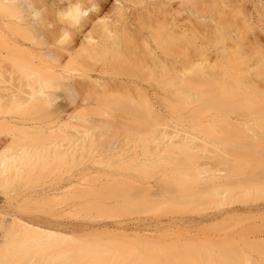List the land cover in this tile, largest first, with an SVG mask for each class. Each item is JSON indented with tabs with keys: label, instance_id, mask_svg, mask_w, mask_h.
I'll use <instances>...</instances> for the list:
<instances>
[{
	"label": "bare ground",
	"instance_id": "1",
	"mask_svg": "<svg viewBox=\"0 0 264 264\" xmlns=\"http://www.w3.org/2000/svg\"><path fill=\"white\" fill-rule=\"evenodd\" d=\"M35 2L36 7L47 10L45 21L53 25L51 28L21 24L18 17L23 0H0V129L8 134V137L5 135L8 139H4L9 141L0 145V153L11 160L0 167V183L7 181L8 172L10 177L20 176V166L32 159H35L31 163L33 166L37 159H53L51 161L56 163L50 166L44 163L39 173L53 170L54 166H61L64 159L75 158L78 146L79 155L88 148L89 153L82 154L88 153L86 157L89 155L93 160L88 158L91 162L90 166L87 165L89 171L85 172L94 171L95 174L80 171L48 189L24 192L16 185L17 188L3 193L2 204L0 202V264H244L246 257L235 250L232 241H228L231 245L227 246L225 239H220V243L227 244L223 247L232 246L225 252L224 248L223 252H216L219 240L216 247L213 243L217 239H212L213 243L210 241L213 247L209 245V248H216L215 251L207 250L205 246L209 240H203L205 237L198 238V241L188 239L190 244L188 241L179 245L176 242L165 246L156 242L154 245V241L150 244V235L158 232L161 226L159 222L152 223L153 228L151 222L147 223L146 218L144 222L141 216L108 214V218L99 223L96 220L93 224V221L91 224H70L64 220L54 221L56 219L49 216L41 218L27 214L24 207L27 202L51 203L60 216L72 209L88 211L92 206V210L94 206L96 209L102 205L103 211L109 206L127 211L135 209V205L141 208L156 201L187 203L208 194L217 197L220 194L218 203L224 201L220 213L212 211L209 215L208 212L206 217L198 218L197 223L191 219L185 222L182 217L169 219L168 229L174 225L178 227L174 230H186V235L191 236L188 232L192 226L196 227L194 235L200 227L214 225L218 219L237 214L240 208L229 206L236 201V192L225 191L232 189V184L230 186V182L225 181L227 169L231 166L225 162L205 160L202 168L209 174L196 175L193 186L191 180L178 177L160 183L133 181L130 175L117 173V176L115 172L113 175L109 172L110 175L107 172L110 170L106 171L105 167H123L139 161V157H146L145 153L131 145L127 147V144L132 140L147 139L150 133L160 145H179L181 142L191 149H199L202 145V154L206 156V148L210 156L207 155L212 158V152L218 147L212 146L211 152L204 141L198 140H202L198 135L186 133L184 128L169 130L161 127L157 130L153 127L157 125L155 116H179L178 108L183 98H196L200 111L213 101V108L219 105L227 111H250L258 115L251 118L253 122L258 119L259 124L264 123V0H142L143 7H131L126 13L119 9L113 12L115 0H97L99 11L90 14L79 31L73 30L72 42L66 47L51 46L64 27L57 22L55 13L67 7V3L61 0ZM139 2L141 0H128L129 5ZM102 17H109L110 22L98 20ZM105 29L112 34V39ZM43 40L48 46L43 45ZM91 40L96 43H90ZM49 55L55 60H49ZM30 73H39L45 79L61 75L70 78V87L79 93L76 103L72 104L63 91L56 93L59 99L52 108L43 100L31 101ZM229 82L235 83V90L227 89L226 92L232 91V97L228 95L224 103L227 93L223 90ZM220 86L223 90L215 92L214 88ZM221 97L223 101L218 100ZM254 97L262 99L255 100ZM110 131L117 133L112 136L113 141L106 139L113 135ZM86 132L90 135H85ZM120 136L127 148L120 144L121 139L117 140ZM66 138L71 141L69 146L61 142ZM255 138V135L251 136V139ZM12 144L21 145V151L10 150ZM99 144L102 145L100 152L96 148ZM159 159H162L161 163L164 160ZM165 160L164 163L170 162ZM195 166L193 169L200 167ZM101 169L104 174L99 173ZM224 181L228 187L217 191L215 186H221ZM212 185L214 187L210 188ZM126 186L134 191L128 188L127 191ZM104 198L108 199L107 202L112 200L108 206H105ZM261 206H257L256 212L249 209L247 213L263 214L264 207ZM145 236L149 238L144 239ZM244 241L247 245H256V248L252 247L257 250L258 244L264 245V235ZM181 244L182 248H179ZM198 244H205L204 249L201 245L203 250H199ZM192 245L199 247L191 249ZM177 247L179 249H175ZM259 251L262 254L264 248ZM21 252L14 262L9 261L12 254Z\"/></svg>",
	"mask_w": 264,
	"mask_h": 264
},
{
	"label": "rangeland",
	"instance_id": "2",
	"mask_svg": "<svg viewBox=\"0 0 264 264\" xmlns=\"http://www.w3.org/2000/svg\"><path fill=\"white\" fill-rule=\"evenodd\" d=\"M203 88H204V85H203ZM224 88L226 90L225 89L223 90L222 87L221 88L215 87L214 90H215V92L218 90H221V89L225 92L227 91V89H229V90L232 89V91H233V89L235 90V83H232V82L226 83ZM206 90H207V88H206ZM229 90H228V92H226L227 93L226 95H225V93L222 94V95H225L224 100L229 98V97H232L231 96L232 91H229ZM205 92L207 94V91H205ZM236 93H237V91H236ZM228 95H229V97H227ZM193 99H194V97L193 98L187 97V99L183 98L181 100V102H180L181 104H179L180 106L178 108V111L180 112L179 116L178 115L176 116L173 114L172 115L168 114L165 117H159L158 116L159 118L157 116H155L157 119V125L153 126V127H156L157 130H159L158 128H161V127H167L169 130H172L173 127L184 128L187 131L186 133H190L192 135H198L202 139V140H200V139H198V140L201 141V143L204 141L203 144H206L207 145L206 147L209 148L210 151L212 149V146L215 148H217V147L219 148V149L217 148V150L214 149L215 153L211 151L213 154H211L208 151L211 154L212 158L209 157L210 155L207 153L206 148H205V150L203 149L206 153V156L204 155V153L202 154V152H201L202 151V147H201L202 145H200L199 149H197V148L191 149L188 144H185V143L180 144L181 142L178 143L179 145H165V144L160 145V142H157V140H155L150 135L151 134L150 133L149 137L147 139L146 138L144 140L136 139V140H132L133 142L130 141L129 144L126 143L128 145L127 147H129V145H131V147H133V148L135 147L134 149H136L137 151L141 152L142 154L145 153V156L147 155L146 157H144V158L139 157V161L137 160V161H134L131 163L129 162V164H126L123 167H116L115 168L114 167L115 165H114L113 168L110 166H108L109 168H106L107 167L106 166L105 170L106 171L110 170L107 172H108V174L111 173L112 175L114 174L113 172H115V174L117 176H119V174H117V173L123 174V176L130 175V176H132L131 179H133V181L137 180V181H143V182L149 181V182L160 183V182H163L164 180L167 181L169 179L172 180V178L175 179V177H178L177 179L185 178V180L186 179L191 180L192 181L191 186H193L195 184V180L197 181V179L195 178L196 175H197L196 177H198L201 174H206L205 169L202 168V165H204V162H206L205 160H208V161L214 162V163H224L225 162L227 165H229V167L231 166L229 169H227V173H226L227 179H225V181L230 182V186L232 184V186H231L232 189L229 190L227 188L228 186L227 187L225 186V184H226L225 181H224V184L221 183L222 184L221 186L216 185L215 189L217 191L220 190L219 192H221V191H223V189L225 187L229 190V192H228V190L225 189V191H227V193L231 194L232 192H236V194H237L235 197L236 201L234 203L232 202L233 204L231 203V205H229V206L234 207L236 209L240 208L239 211L236 210V212L238 211L237 214H231L225 219H221V220L218 219L214 225L205 226L202 228L200 227V229L198 231L195 230L197 232H196V234L194 233V235H193V232H194V228H196V227L192 226V229H191L190 228L191 226H190L189 228L192 230V232L190 230V232H188V233H191L192 234V236H191L190 234L186 235L187 234L186 230H184V232H182L181 228H180L181 231L174 230L176 228L178 229V227H176L174 225H173V227H171V228H173L172 230H171V228L168 229L167 224L169 223V219H171V217H173V218L176 217V220H178L177 217L178 218L182 217V219H185V220H183L185 222L186 221L189 222L190 219H191V222L192 221L196 222V220L198 218L205 216V214L206 215H208V214L212 215L211 214L212 211L213 212L215 211V213H217V212L220 213L221 212L220 209H222V207L224 206L222 204L224 201L222 202L220 200L222 203L221 202H220L221 204L218 203L219 200H217V198L220 197V194L218 195V197H217V195L215 196L212 194H208L200 200L188 201L187 203H179V201H175V200H165L163 202L160 201V203H157L158 201H156V203H150V204L144 205L143 207H141L142 205H139L141 208L137 207L138 205H135L136 206V207L134 206L135 209H133V210L131 208L126 209L127 211H123V209H122V211L118 210V209H114V208L112 209V207L110 208V206L108 207V208H110L109 210L107 207H105V209H104L105 211H103V209L101 208L102 205H100V208H99V206L96 207L97 210H98V208H99V210H102L99 212V210L97 211L95 209V206H94V209L92 210V208H93V206H92V207H90L91 210H88V211H85L87 209L82 210V211H79L80 209L79 210L78 209L77 210L72 209V210H69V212H65L60 216L58 215L57 209L55 208V206H53L51 203H41V202L40 203H38V202H29L28 203L27 202V204L25 203V207H24V210L26 211V213L32 214L34 216L38 215L39 217L41 216V218H43L42 216H45V217L49 216L52 219H56L54 221L64 220L63 222L66 221V223H70V224H75V223L80 224V222L81 223L86 222V223L91 224V221H93L92 222V224H93V223H95L94 221H96V220H97L96 223H99L98 221H101V222L105 221L103 219L108 218L107 217L108 214H109V216H111L113 214H120V215L122 214L124 216L134 215L135 217L137 215V217L141 216L140 218H142V220L144 218H146V222L150 221L151 225H152V223H156V224H157V222L160 223L161 228H158L159 229L158 232L155 231V233H153L154 237L151 236L150 234H149L150 238L148 236L144 237V239L149 238L148 239L149 242L147 241L148 243H150L152 241L151 243L153 244V241H154V245H156V242H157V244L161 243V244H163L162 246H165V244L168 245L172 242H176V244L178 243V245H179L180 243L185 244L184 242L188 241V239H189V241H190V239H192V241L193 240L198 241V238L209 237V239H205V238L203 239L206 241L209 240L207 242L208 246H205V244H198V245H200L199 250H203L204 246L206 247V249L207 248L210 249L211 246L213 247V245H211L214 242V241H212V239H214V240L217 239V241H215V243H213V244H216L219 240V243H218L219 245L218 246H217V244L215 245V247L217 246V249L219 248V250H217L216 252H218L220 250H222L220 252H223L224 249H225L224 250V252H225L226 250H228V248H230L229 250H231L232 246H234L236 251H238V250L241 251L242 257H243V255L246 257L245 262H243L244 264H264V252L262 254L260 253V251L258 252V249H263L264 245L258 244L257 246H259V248H257V250H255L254 248H256L255 247L256 245H247L246 242L244 241L245 239H248L249 237H253V236H257V235H260V236L264 235V213L263 214H256V213L249 214L250 212L247 213V210H249V209L251 210V212H256L257 206L260 207V205H262L261 208L264 207V205H263L264 204V123L260 122L261 124H259L257 121L258 119H256V121H257V122L255 121L256 123L253 122L254 117L257 118L258 115L254 114L250 111H246V112L243 110H238V111L232 110L231 111V109L229 111H227L226 110L227 108L224 109L221 107L222 108L221 109L219 107V105L217 107H219L220 110L216 106H215V108H213L214 107L213 101H212L213 104L210 103V105H208V106L206 105V107L201 108V111H200V110H198V109H200V107L197 106L198 100L196 101L195 100L196 98L194 100ZM220 99L222 100L223 98L221 97L218 100L220 101ZM231 99L232 98H230V100ZM254 99L260 100L262 98L254 97ZM225 102H226V100L224 101V103ZM216 108H217V110H216ZM251 118H253V119H251ZM251 120H252V122H251ZM252 124H254V125H252ZM78 128L82 129L81 127H78ZM200 130H201V132H200ZM73 131L74 130L71 129V132H73ZM202 131H205V133H203ZM110 133H113V135L110 134L111 137L108 136L109 138H106V139L107 140L110 139V141H113L114 139L112 138V136L116 135L117 133L114 134V132H112V131H110ZM5 135H6V133H4V131H2V129H0V138H3L0 141V145L3 143L1 146H4L5 144H7L9 142V141L7 142V140H6V139H8L7 138L8 134L6 135L7 137ZM252 135H255L256 138L251 139ZM4 137H6V139H4ZM120 139H121V136L117 140L120 141ZM4 140H6V142H4ZM121 141H122V139H121ZM61 142L64 146H69L68 143H70L71 141H69V138H66V139H62ZM122 143H123L122 146L124 148H127L126 146H124V144H125L124 141L120 142V144H122ZM117 144L119 145V142H117ZM86 145H87V142H86ZM72 146H74V145H72ZM101 146H102L101 144L96 146V148L99 149L98 152H100L102 150ZM91 147H93V146H91ZM9 148H10V150H14V151L18 152V151H21L22 146L12 144V145H9ZM78 149L80 150L79 146H78ZM200 149H201V151H200ZM79 150H78L77 156L76 157L73 156L75 158L71 159L72 157L71 158L69 157V158H66V160L64 159V161L61 162L62 165L60 164V162H57V164L59 163L61 166L56 165V167L54 166L53 170L51 169L52 168L51 167V168H49L51 170H49V171L47 170V172H46V170L45 171L42 170L43 172L39 173L40 166H42L44 163H46V164H48V166H50V164L55 162V161H51L53 159H50V161L37 159L36 164L34 166L31 163L35 159H32L31 161H29L28 164H24V165L22 164L20 166L21 175L18 177H16V176L10 177V172H8L7 173V177H8L7 181L0 183V190L2 191V193H0V199L4 197V195L2 196L3 193L6 194V192L13 190L14 187H16V185H17V187L22 188L24 192L25 191L26 192L27 191H33V190L38 191V190H42V189L51 188V187L57 185V183L65 182L66 179L68 178V176H70L73 173L80 172V171L85 172V170L89 169V166H90L89 164H90L91 160H93V159H91L89 157V155H88V157H86L87 154L89 153L88 148L84 149V151L82 152V153H86V151L88 152L85 156L82 153L79 155V152H81ZM98 152H95L94 154H96ZM78 155L80 157L77 159ZM81 155H83V157ZM202 156H205L207 158L202 157ZM65 157H67V156L65 155L64 158ZM81 158H83V159H81ZM88 158H90L91 160H88ZM93 158H95V157H93ZM159 158H163L164 160L168 159L167 161L170 160V162L164 163V160H163L161 163L160 160H162V159H159ZM62 159L63 158H61V160ZM57 160L59 161L60 159L58 158ZM154 160H156V161L159 160V162H156ZM55 163H54V165H55ZM87 165H89V166L87 167ZM119 165H121V164H119ZM195 165H200V167L197 169H193V167H197ZM30 167H32V168H30ZM29 168H30V170H29ZM24 169L27 171H23ZM102 169H103V167H102ZM102 169L99 173L103 172V174H104L105 172ZM87 171H89V170H87ZM87 171L85 172V174H87V175H89L90 173L93 175L95 174L94 171L93 172L90 171V173ZM25 174H28L26 176H29V177H26ZM38 174H41V175H38ZM207 174H209L208 171H207ZM34 175H36V176H34ZM180 181H182V180H180ZM233 181L234 182L236 181L237 183L236 184L231 183ZM233 185L235 187H233ZM230 186H229V188H230ZM211 187H214V185L210 186V188ZM122 188H124V186ZM127 188H128V186H126V189ZM128 189H130V188H128ZM128 189H127V191H129ZM130 190H132V189H130ZM133 191L134 190H132V192ZM110 199L111 198H109V200ZM2 200L3 199L0 200L1 204H2ZM104 200L107 204V205L105 204V206H108L111 203L110 201H112V200H110L107 202L108 199L106 200V198H104ZM222 200H224V199H222ZM226 201H225V205L227 203ZM98 202H100V201H98ZM227 205H226V207H227ZM136 208H138V209H136ZM217 209H219V210H217ZM223 209H224V207H223ZM253 210H255V211H253ZM215 213H213V214H215ZM103 216H106V217L103 218ZM134 216H131V217H134ZM111 219L112 218H110L109 220H111ZM193 219H195V220H193ZM176 220H175V222L179 223ZM143 221L145 222V219ZM179 221H182V220H179ZM197 221H199V220H197ZM194 222H193V224L197 223V222L196 223H194ZM188 224H190V223H188ZM152 227H153V225H152ZM210 238H211V240H210ZM220 239H222V240L225 239L224 241L225 242L227 241V244H228V241H230V242L232 241L231 243L233 245L228 247V248H224L225 247L224 245L226 243H224V245H223L224 241H222L221 242L222 244H221ZM199 240H202V239H199ZM210 241H212L211 244H210ZM190 243L191 242H189V244ZM204 243H205V241H204ZM231 243L228 245L226 244V245L229 246V245H231ZM194 244H196V242ZM187 245L188 244H186V246ZM193 245L191 247L188 246V248L190 247L191 249L192 248L194 249V247L197 246L196 245L193 247ZM201 245H202L203 249H201ZM209 245H211L210 248H209ZM220 245H222L221 246L222 249H221ZM260 245L262 248H260ZM183 246L185 247V245H183ZM247 246H251V247L253 246L254 248L252 247V249H250L251 247L248 248ZM166 247L169 248L168 246H166ZM198 247L199 246H197V249H198ZM179 248H182V244H181V247H179ZM179 248L177 247L175 249H179ZM215 249L216 248L212 249L211 251H213V250L215 251ZM20 254H22V252L17 253L16 255L12 254L13 257L11 259H9V261L14 262L16 259L19 258V256H17V255H20ZM238 255H240V254H238Z\"/></svg>",
	"mask_w": 264,
	"mask_h": 264
},
{
	"label": "clouds",
	"instance_id": "3",
	"mask_svg": "<svg viewBox=\"0 0 264 264\" xmlns=\"http://www.w3.org/2000/svg\"><path fill=\"white\" fill-rule=\"evenodd\" d=\"M61 2L67 3V7L58 9L55 15L57 22L64 27L61 28L55 44L51 47H66L70 45L73 38V30L79 31L89 15L99 11L97 0H61ZM36 4L35 0H23V8L18 21L21 24L30 23L33 27H44L46 25L48 28H51L53 25L45 21L47 10L42 7H36ZM131 7H143L142 0L139 3H132L131 5H129L128 0H115L113 12L119 9L122 13H126ZM98 20L105 23L110 22L109 17H102ZM105 31L109 39H112V34L107 29ZM89 42L96 43L95 40ZM42 43L44 46H48L44 40ZM48 59L55 60V57L49 55ZM28 79L32 83L30 100L33 102L43 100L52 108L59 99L56 95L57 92L63 91L72 104H75L79 97V93L70 87L72 80L66 76L61 75L55 79H45L39 73H30ZM85 135H90V133L86 132ZM10 162V158L0 153V167H4Z\"/></svg>",
	"mask_w": 264,
	"mask_h": 264
}]
</instances>
